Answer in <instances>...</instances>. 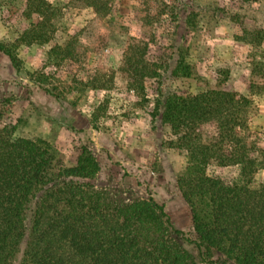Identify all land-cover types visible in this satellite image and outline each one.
Wrapping results in <instances>:
<instances>
[{"label": "rangeland", "instance_id": "374dc122", "mask_svg": "<svg viewBox=\"0 0 264 264\" xmlns=\"http://www.w3.org/2000/svg\"><path fill=\"white\" fill-rule=\"evenodd\" d=\"M30 1L0 0V42L22 66L16 72L0 52V99L18 119L15 136L45 139L66 162L87 146L99 164L89 180L96 190L120 204L151 193L195 239L176 182L187 154L155 115V100L220 84L250 100L256 170L249 184L264 186V0H99L97 9L83 0ZM40 4L43 13H35ZM179 51L193 78L172 73ZM207 172L242 181L236 165ZM173 238L194 264H208L180 235ZM222 257L214 251L211 259Z\"/></svg>", "mask_w": 264, "mask_h": 264}, {"label": "trees", "instance_id": "16d2710c", "mask_svg": "<svg viewBox=\"0 0 264 264\" xmlns=\"http://www.w3.org/2000/svg\"><path fill=\"white\" fill-rule=\"evenodd\" d=\"M83 1L98 7L99 0ZM42 7L34 12L43 13ZM0 52L22 71L9 44L0 42ZM172 73L195 75L182 51ZM33 81L61 100L55 88ZM7 101L0 99V264H194L173 235L192 244L208 264H264V186L249 184L256 159L249 139L250 100L242 93L208 84L196 93L169 92L155 100V115L187 154L176 182L195 239L174 225L151 193L120 204L96 190L89 180L99 164L87 146L66 162L45 139L15 136L18 119ZM233 165L239 166L241 182L207 172L210 166ZM214 251L223 257L211 259Z\"/></svg>", "mask_w": 264, "mask_h": 264}]
</instances>
